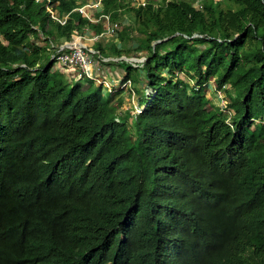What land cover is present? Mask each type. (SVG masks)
I'll return each mask as SVG.
<instances>
[{
  "label": "trees",
  "instance_id": "1",
  "mask_svg": "<svg viewBox=\"0 0 264 264\" xmlns=\"http://www.w3.org/2000/svg\"><path fill=\"white\" fill-rule=\"evenodd\" d=\"M80 5L0 0V264H264V0H102L146 54L135 115L53 69L43 42L104 30Z\"/></svg>",
  "mask_w": 264,
  "mask_h": 264
},
{
  "label": "built area",
  "instance_id": "2",
  "mask_svg": "<svg viewBox=\"0 0 264 264\" xmlns=\"http://www.w3.org/2000/svg\"><path fill=\"white\" fill-rule=\"evenodd\" d=\"M102 0L89 1L86 4L77 8L84 16L89 18L94 23L102 22L104 24V30L101 33H93L92 36H87L82 31L75 30L70 40H64L61 43L54 41H46L43 44H47L48 50L51 52L52 60L57 64L56 69L68 73V80L71 83L85 82L89 79L96 82L98 85H104L110 92L117 91L116 86L118 83L111 82L106 79L103 67L109 61L120 62L126 60L133 64L135 67H140L146 62V56L143 58H135L131 61L127 60L125 56L120 57H105L98 49H95L92 44L100 40L105 34L113 35L116 30L119 29V22L112 21L109 14H101L98 17L96 12L92 9L99 10L101 8ZM139 4L145 5L146 1L139 2ZM47 9L51 14V17L57 20L61 24H65L68 15H60V13L50 3L47 4ZM45 39H43L44 41ZM120 84L118 90L123 88L132 87L133 83L129 80H124ZM218 106L226 116L227 120H231L233 117V110L228 108L227 99L225 94V87L217 89L215 87ZM256 123H264L263 119H256Z\"/></svg>",
  "mask_w": 264,
  "mask_h": 264
},
{
  "label": "rangeland",
  "instance_id": "3",
  "mask_svg": "<svg viewBox=\"0 0 264 264\" xmlns=\"http://www.w3.org/2000/svg\"><path fill=\"white\" fill-rule=\"evenodd\" d=\"M86 1V0H84ZM88 1V0H87ZM91 2L95 1V0H89ZM129 1V0H127ZM143 1H148V0H130V3L134 6L139 5V2H143ZM154 1L155 3H161L162 0H151ZM191 2H193L194 5L201 6L202 4V0H190ZM93 12H97V10L94 8L92 9ZM133 15L131 13L129 14H125L123 15L117 22H119V29L116 30V32L113 35H107L105 34L100 40H98L96 43H93L92 46L96 49V44L97 43H101L102 46H104L107 50H109L108 48H110L109 46L111 44H118L119 47L121 48H125L126 50L129 51H125L123 52V55L121 56H125V58L129 61L135 59V58H143L144 55H146L143 51H139L137 52V50H135V46H136V40L138 38L137 36V32L135 31L136 26L133 27V30L135 31L134 34L132 33L131 40H127L126 41V45L124 44L125 42H122L120 40V34L125 35L126 34V27H129L132 23H133ZM120 32V33H119ZM84 34H86L87 36H92V34L94 33L93 30H90L88 28L84 29L83 31ZM119 34V35H118ZM137 36V37H136ZM42 37V38H41ZM40 40L44 39V36L41 35ZM136 38V39H135ZM135 39V40H133ZM39 40V42H40ZM59 43L60 41H56V43ZM135 44V45H133ZM110 57H120V56H116L114 54H111ZM57 64L54 63L53 69H56ZM104 73L106 74V79H108L111 82H116L118 83V85L116 86L117 90L120 86V84H123L122 82L125 80V75L127 73V71L125 69H122V67L120 66L119 62H113V61H109L106 66L103 67ZM64 71V70H63ZM65 76H66V80H68V73L65 71ZM69 81V80H68ZM192 83L194 82L193 80L191 81ZM216 86V85H215ZM215 86L214 83L211 81L208 85L207 88V96L208 98L212 101V103L215 105L218 102L217 99V94L215 93ZM128 89H125L123 92L120 91L119 94L114 95L113 98L116 102L122 101V103L117 104L116 108L119 109V111L121 113H127V112H131L132 114H137L139 112H141L143 110V108L145 107L144 105H140V98L142 97V95L144 94V92L146 91L147 93H151L152 90L151 88H148L146 85V81L145 79L142 77L138 78L137 82H133L132 87L130 88V86H127ZM105 92L106 89H104ZM115 92V91H113ZM107 96H111L110 93H107Z\"/></svg>",
  "mask_w": 264,
  "mask_h": 264
},
{
  "label": "crops",
  "instance_id": "4",
  "mask_svg": "<svg viewBox=\"0 0 264 264\" xmlns=\"http://www.w3.org/2000/svg\"><path fill=\"white\" fill-rule=\"evenodd\" d=\"M81 4H85V3H87V2H89V0L87 1H84V0H78ZM121 66V65H120ZM122 67V69H124L125 67H123V66H121Z\"/></svg>",
  "mask_w": 264,
  "mask_h": 264
},
{
  "label": "clouds",
  "instance_id": "5",
  "mask_svg": "<svg viewBox=\"0 0 264 264\" xmlns=\"http://www.w3.org/2000/svg\"><path fill=\"white\" fill-rule=\"evenodd\" d=\"M85 4H86V3H85ZM82 5H84V4H81L80 6H82ZM80 6H79V7H80ZM101 6H102V3H101ZM76 9H77V8H76ZM98 11H99V10H97L96 14L98 13ZM123 89H124V88H123ZM125 89H126V88H125ZM127 89H128V88H127Z\"/></svg>",
  "mask_w": 264,
  "mask_h": 264
}]
</instances>
